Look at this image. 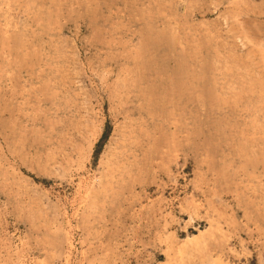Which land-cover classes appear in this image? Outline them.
<instances>
[{
  "label": "rangeland",
  "instance_id": "obj_1",
  "mask_svg": "<svg viewBox=\"0 0 264 264\" xmlns=\"http://www.w3.org/2000/svg\"><path fill=\"white\" fill-rule=\"evenodd\" d=\"M0 264H264V0H0Z\"/></svg>",
  "mask_w": 264,
  "mask_h": 264
},
{
  "label": "trees",
  "instance_id": "obj_2",
  "mask_svg": "<svg viewBox=\"0 0 264 264\" xmlns=\"http://www.w3.org/2000/svg\"><path fill=\"white\" fill-rule=\"evenodd\" d=\"M108 133H109V126L107 125V128L104 130V132L102 133L100 139L96 143L94 154L99 153V151L102 148V145H103L104 141L107 139Z\"/></svg>",
  "mask_w": 264,
  "mask_h": 264
}]
</instances>
